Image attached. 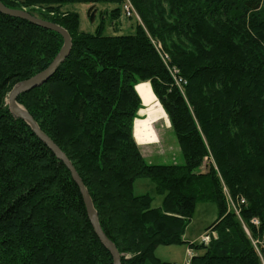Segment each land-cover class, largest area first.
<instances>
[{"label":"trees","instance_id":"trees-1","mask_svg":"<svg viewBox=\"0 0 264 264\" xmlns=\"http://www.w3.org/2000/svg\"><path fill=\"white\" fill-rule=\"evenodd\" d=\"M1 1L71 34L56 73L17 101L77 169L121 264H173L156 256L170 245L196 250L189 264H264L254 243L264 250V0H130L141 22L112 35L107 21L117 28L125 0ZM75 3L114 7L100 11L93 33L81 30ZM63 45L60 33L0 12V264H114L70 170L8 102ZM143 82L183 162L144 156L134 136ZM141 178L163 196L160 206L135 194ZM201 202L215 203L218 216L209 242L196 243L184 235Z\"/></svg>","mask_w":264,"mask_h":264},{"label":"rangeland","instance_id":"rangeland-1","mask_svg":"<svg viewBox=\"0 0 264 264\" xmlns=\"http://www.w3.org/2000/svg\"><path fill=\"white\" fill-rule=\"evenodd\" d=\"M68 7L73 11L79 12L81 18V30L94 33L101 21L100 11H103L105 7L113 8L114 5L100 4L99 7L93 9L94 6H91L90 4L75 3ZM90 8L95 14L94 18L90 16ZM135 11L136 14L133 16H126L125 13H123L120 16V22L118 23L117 28L111 25L108 20L104 33L109 35L133 33L136 24L141 22V18L136 9ZM149 37L154 46L160 50L161 45H159L160 43L157 38L150 34ZM136 87L141 94L140 97L144 108L139 111L140 118L135 121L134 136L140 145L144 156L150 162L155 164L183 162V155L178 140L171 127L169 117L159 100L156 98L151 84L149 82H143L137 84ZM225 192L228 194L226 188ZM145 193H149L153 196V207H158L162 204L163 196L156 193L154 183L147 178H141L135 183V194L141 195ZM229 204L231 205V202H229ZM235 204L238 207V210L241 211L238 206L239 202H235ZM231 206L232 208H229L233 210L234 207L233 205ZM217 216L218 208L215 203H199L196 207L192 221L185 230V239L191 242L200 243L201 237L207 233L209 226L212 225ZM254 241L261 254L262 248H259V242L257 240ZM188 250V245L159 246L156 249V256L173 264H183L184 262L185 264H188L190 258L196 253V250Z\"/></svg>","mask_w":264,"mask_h":264},{"label":"water","instance_id":"water-1","mask_svg":"<svg viewBox=\"0 0 264 264\" xmlns=\"http://www.w3.org/2000/svg\"><path fill=\"white\" fill-rule=\"evenodd\" d=\"M92 9L90 8V16L94 18V13L92 12ZM0 12L6 15L19 17L24 20H27L33 24H36L38 26H41L46 29L54 30L62 35L64 38V45L61 48L58 55L53 59V61L49 64L47 68L42 70L41 72L37 73L36 75L18 83L16 86L13 87L11 92L9 93V106L11 112L19 118L24 119L28 122V124L32 127L34 132L37 134V136L44 141L48 147L55 153V155L62 160L65 165L70 170L72 177L74 181L79 186V189L81 191V194L83 196L87 212L89 215V218L91 220V223L94 227V230L98 237L100 238L101 242L109 249L113 256L114 264H121V254L117 248V246L107 237L105 234L100 220L99 215L97 212V209L95 208L93 199L91 197V194L86 187L85 183L83 182L82 178L80 177L77 169L71 162V160L67 157L65 152L53 141L39 126L37 121L33 118V116L17 101V98L20 94L30 91L44 83H46L58 70L60 65L65 61V59L69 56L72 48V37L71 34L68 32L66 28L63 26L49 21L42 19L40 17H37L30 12H28L25 9H16L6 6L1 0H0ZM136 90L138 91L137 87ZM139 93V91H138ZM141 96V94L139 93Z\"/></svg>","mask_w":264,"mask_h":264},{"label":"built area","instance_id":"built-area-1","mask_svg":"<svg viewBox=\"0 0 264 264\" xmlns=\"http://www.w3.org/2000/svg\"><path fill=\"white\" fill-rule=\"evenodd\" d=\"M123 10H124V13H125L126 16H133L134 14H136L135 8L130 4V0H126L125 1L124 5H123ZM171 71L174 74V77H175L177 83L180 84L182 79L177 77L178 70L177 69H173ZM227 198H228L229 207L232 208L231 205H233V207H234L233 209L237 213H239L238 207L236 206L235 202L232 200V198L230 197L229 194H227ZM229 202H231V205L229 204ZM242 202H244V200H242ZM253 222H254V224H258L259 223L258 219H253ZM247 231H248V229H247ZM209 240H210V236L208 234L203 235L202 238H201L202 242H209ZM254 243H255V241H254ZM260 255H261L262 260L264 261V250L262 251V253Z\"/></svg>","mask_w":264,"mask_h":264},{"label":"bare ground","instance_id":"bare-ground-1","mask_svg":"<svg viewBox=\"0 0 264 264\" xmlns=\"http://www.w3.org/2000/svg\"><path fill=\"white\" fill-rule=\"evenodd\" d=\"M14 17V16H13ZM17 18H19V17H17ZM20 19H22V18H20ZM137 86V85H136ZM156 96V95H155ZM157 98V97H156ZM158 99V98H157ZM160 102V101H159ZM163 107V106H162ZM242 213V212H241ZM261 221V220H260Z\"/></svg>","mask_w":264,"mask_h":264},{"label":"crops","instance_id":"crops-1","mask_svg":"<svg viewBox=\"0 0 264 264\" xmlns=\"http://www.w3.org/2000/svg\"><path fill=\"white\" fill-rule=\"evenodd\" d=\"M189 250H190V251H192V249H191V248H189ZM189 250H188V251H189ZM183 264H185V262H184Z\"/></svg>","mask_w":264,"mask_h":264}]
</instances>
